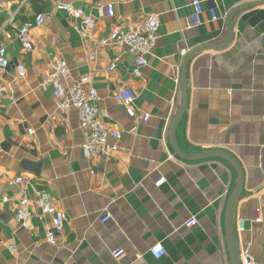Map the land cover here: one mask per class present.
Here are the masks:
<instances>
[{
	"label": "crops",
	"instance_id": "1",
	"mask_svg": "<svg viewBox=\"0 0 264 264\" xmlns=\"http://www.w3.org/2000/svg\"><path fill=\"white\" fill-rule=\"evenodd\" d=\"M214 1L216 19L204 5L200 24L188 29L190 0H0V44L9 61L0 85L13 98H1L0 109V264H230L224 215L236 172L219 158L182 160L168 139L181 103L183 61L201 48L186 63L187 104L174 141L186 156L216 150L237 161L239 258L247 252L264 264V6L240 9L264 0ZM58 3L91 16L88 38ZM106 3L112 18L102 11ZM38 14L45 23L30 32L32 49L25 52L15 31ZM148 16L159 22L158 39L140 77L133 78L134 57L115 45L100 46L98 39ZM56 59L66 62L69 85L87 79L83 89L98 93L102 123L121 136L117 153L83 158L77 112L59 111L52 89L42 86ZM122 88L136 95L134 118L113 101ZM19 177L21 185H9ZM160 178L165 182L158 187ZM40 190L67 218L54 245L45 240L50 217L42 218L35 203ZM23 196L31 202L29 231L14 219ZM104 212L110 220L101 223ZM192 218L196 225L187 227ZM156 245L166 252L158 260L149 254ZM115 250L124 252L117 260Z\"/></svg>",
	"mask_w": 264,
	"mask_h": 264
},
{
	"label": "built area",
	"instance_id": "2",
	"mask_svg": "<svg viewBox=\"0 0 264 264\" xmlns=\"http://www.w3.org/2000/svg\"><path fill=\"white\" fill-rule=\"evenodd\" d=\"M116 2H122L123 0H113ZM193 13L187 22V28L191 29L197 27L201 21V15L203 14V6L209 5L208 13L212 20L216 19L215 8L216 3L214 0H190ZM57 10L65 13L69 18L79 21L81 23V35L84 38H88L93 28L92 18L85 12L72 6L71 4L58 3L56 5ZM102 11L106 17L112 18V4L106 3L102 6ZM17 11L10 15L6 21V25L14 22ZM45 23V16L38 14L33 20L25 22L21 27L15 31V38L21 44L22 49L25 52H29L32 49L30 32L36 28H40ZM159 22L153 16L146 17L143 22L135 27L128 29L126 32L119 28L113 29L107 36L98 39L100 46L115 45L121 48L122 51L131 55L135 59L134 68L131 72L133 78L140 77L141 69L147 65V57L152 54V51L156 45L158 39ZM2 32V31H0ZM7 39H10V35H6ZM93 57H90L92 60ZM9 61L7 57V51L4 45L0 44V70H4L8 67ZM115 65L112 64L109 70H114ZM17 72L20 77L24 76V68L22 66L17 67ZM69 70L66 62L62 59L54 60L52 64L51 72L45 74L42 82V86L50 87L52 89V95L57 101V109L59 111H65L73 109L77 112L78 127L82 136L81 152L82 156L86 160L91 159H106L118 152V144L121 139L119 132L102 123L104 114L101 110V99L98 93L94 89L85 91L82 86L87 84V79H82L79 84H68ZM7 98L12 101L13 98L8 92L5 86L0 85V109L2 107L1 98ZM136 100V95L129 88H122L113 95V101L122 106L125 109L126 115L129 118L135 117V111L133 105ZM147 116H143L142 121H146ZM0 173V180L2 179ZM165 180L160 178L156 182V186H161ZM9 185H21L23 183L22 178H15L8 181ZM6 201V200H3ZM35 203L41 210L42 218L45 216L50 217V223L45 226V240L47 244L54 245L56 235L63 231L66 223V215L57 208L54 207L50 195L45 190H40L36 194ZM31 202L24 196L19 199L17 208L15 211L14 219L24 231H29L32 214L30 212ZM110 220V215L104 212L99 221L105 223ZM196 219L192 218L186 224L187 227L196 225ZM239 232L244 231V225L242 222H238ZM11 250L12 247L9 246ZM123 250H115L112 252V258L117 260L123 256ZM149 254L152 258L158 260L165 256V250L156 245L149 249ZM240 264H256L252 255L245 252L240 258Z\"/></svg>",
	"mask_w": 264,
	"mask_h": 264
},
{
	"label": "water",
	"instance_id": "3",
	"mask_svg": "<svg viewBox=\"0 0 264 264\" xmlns=\"http://www.w3.org/2000/svg\"><path fill=\"white\" fill-rule=\"evenodd\" d=\"M258 6H264V1L261 3H256L249 5L247 7H242L240 9L248 8V7H258ZM233 15V13L229 16L227 22V30H228V36H227V45L231 40V27H230V18ZM204 48L195 50L191 52V54L199 51H203ZM191 54L187 55V57L184 59L183 64H182V69H181V103L179 110L171 123L170 129H169V144L175 154L178 158L186 161H199L203 159H209V158H219L222 160H225L228 162L235 170L236 176H237V182L235 185V188L227 202L226 208H225V215H224V227H225V238H226V243H227V248H228V253H229V259H230V264H240V258H239V253L237 250L236 246V240H235V230H234V218H233V213H234V208L236 206L237 200L240 195V191L242 188V172L240 169L239 164L237 163L234 158H232L229 154L221 151H216V150H209L205 152H201L197 155L194 156H186L182 152L178 150L176 147L175 141H174V133L175 130L184 115V112L186 110V104H187V88H186V79H185V68H186V63L188 61V58L191 56Z\"/></svg>",
	"mask_w": 264,
	"mask_h": 264
}]
</instances>
